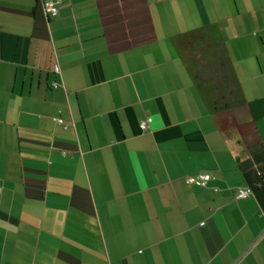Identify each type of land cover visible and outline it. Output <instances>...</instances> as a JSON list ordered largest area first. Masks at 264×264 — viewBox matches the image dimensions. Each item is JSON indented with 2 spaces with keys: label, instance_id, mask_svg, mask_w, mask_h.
<instances>
[{
  "label": "crops",
  "instance_id": "crops-1",
  "mask_svg": "<svg viewBox=\"0 0 264 264\" xmlns=\"http://www.w3.org/2000/svg\"><path fill=\"white\" fill-rule=\"evenodd\" d=\"M206 26L245 99L214 114ZM0 264H264V0H0Z\"/></svg>",
  "mask_w": 264,
  "mask_h": 264
},
{
  "label": "trees",
  "instance_id": "trees-1",
  "mask_svg": "<svg viewBox=\"0 0 264 264\" xmlns=\"http://www.w3.org/2000/svg\"><path fill=\"white\" fill-rule=\"evenodd\" d=\"M189 39L184 59L192 79L211 113H219L245 102L242 89L222 39L214 26L185 34ZM185 49H183V52Z\"/></svg>",
  "mask_w": 264,
  "mask_h": 264
},
{
  "label": "built area",
  "instance_id": "built-area-1",
  "mask_svg": "<svg viewBox=\"0 0 264 264\" xmlns=\"http://www.w3.org/2000/svg\"><path fill=\"white\" fill-rule=\"evenodd\" d=\"M46 12L48 14H51V15H56L57 12H58V8L52 3V2H48L46 4ZM55 71L56 72H60V68H59V65H55ZM54 86L56 87L57 84L54 83ZM151 119H146V120H143L141 122V127L143 129H146L147 128V125H148V122L150 121ZM59 123H63V120L62 119H58L57 120ZM211 180V176L210 174L206 173V172H199L197 173L196 175L194 176H188L186 181L188 184H194V185H198V186H206L208 185V183L210 182ZM251 193V191L248 189V188H239L237 190V193H236V198L237 199H242V198H245L247 196H249Z\"/></svg>",
  "mask_w": 264,
  "mask_h": 264
}]
</instances>
